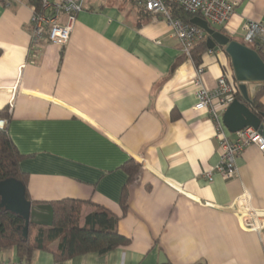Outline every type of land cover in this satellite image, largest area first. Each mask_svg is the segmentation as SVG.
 <instances>
[{
    "label": "crops",
    "instance_id": "crops-1",
    "mask_svg": "<svg viewBox=\"0 0 264 264\" xmlns=\"http://www.w3.org/2000/svg\"><path fill=\"white\" fill-rule=\"evenodd\" d=\"M234 1L231 20L213 28L244 43L241 26L264 21V0ZM118 2L85 6L66 45L32 46L31 0H0V109L10 107L29 200H82L81 225L102 207L129 239L62 264H264V155L247 147L235 178L217 171L220 141L210 115L195 109L193 55L162 16ZM200 66L207 88L222 75L238 88L223 47L206 50ZM132 159L140 168L130 178ZM243 197L261 232L230 208ZM0 258L21 261L16 247L0 249ZM32 263L57 260L42 250Z\"/></svg>",
    "mask_w": 264,
    "mask_h": 264
},
{
    "label": "built area",
    "instance_id": "built-area-1",
    "mask_svg": "<svg viewBox=\"0 0 264 264\" xmlns=\"http://www.w3.org/2000/svg\"><path fill=\"white\" fill-rule=\"evenodd\" d=\"M10 4L15 0H2ZM85 0H38L33 4L31 43L40 46L43 42L64 46L72 34L78 14L84 9ZM145 11L154 16H162L172 28L179 40L182 51L192 58L193 47L204 39V31L193 23H187L179 17H174L168 4L177 5L184 11L200 16L208 21L210 26H224L235 12L234 0H137ZM243 42L255 45L264 55V21L246 20L241 26ZM204 68L197 66V77L194 82L197 98L195 109L206 112L216 126L219 138L220 162L217 166L225 179L237 176L236 160L250 146H255L264 155V133L254 127H245L234 133L225 126L223 115L235 99L236 88L226 75L218 78L213 88H207L202 81ZM206 176L212 180V173ZM241 218L245 228L261 232L263 224L258 223L259 212L247 204L246 198H241L230 206ZM0 264H33L26 261H11L0 258ZM56 264H62L57 262Z\"/></svg>",
    "mask_w": 264,
    "mask_h": 264
},
{
    "label": "trees",
    "instance_id": "trees-1",
    "mask_svg": "<svg viewBox=\"0 0 264 264\" xmlns=\"http://www.w3.org/2000/svg\"><path fill=\"white\" fill-rule=\"evenodd\" d=\"M129 1L137 7L139 12H147L138 5L137 0ZM31 2L37 4L38 0H31ZM168 8L174 17H179L187 23H192V19L196 16L177 5L168 4ZM206 36L204 33V39L192 49L193 59L197 66L202 64V55L208 50ZM251 47L264 60L262 51L255 45H251ZM259 96L248 103L236 88L235 98L246 102L250 109L264 120V105L259 101ZM11 118L9 106L0 109V121L7 120L9 123ZM23 158L24 155L13 141L8 128L0 129V182L8 178H16L26 185L27 175L20 168ZM125 168L131 178L140 168V164L132 159L125 164ZM123 191L125 194L126 187ZM84 203L82 200L70 198L51 202L54 209L53 224L51 226L31 224L27 237H24L22 232L25 224L24 219L0 207V249L16 247L21 261L29 263H32V258L37 251H50L57 262L62 263L88 253L104 255L129 243V239L121 237L118 233L119 217L102 207H97L88 214L85 225H81ZM121 207L124 213L128 211L127 197L123 196Z\"/></svg>",
    "mask_w": 264,
    "mask_h": 264
},
{
    "label": "water",
    "instance_id": "water-1",
    "mask_svg": "<svg viewBox=\"0 0 264 264\" xmlns=\"http://www.w3.org/2000/svg\"><path fill=\"white\" fill-rule=\"evenodd\" d=\"M192 23L202 28L207 34L208 49L225 48L229 54L238 89L243 99L250 103L264 90V60L252 47L231 39L216 30L207 20L195 16ZM235 98L223 115L225 126L231 133H236L245 127H254L264 133V120L249 105ZM8 121H0V129H7ZM0 207L21 216L25 224L22 228L24 237L28 236L31 224L51 226L54 219V209L51 203L33 204L26 195L24 183L16 178H8L0 182Z\"/></svg>",
    "mask_w": 264,
    "mask_h": 264
},
{
    "label": "rangeland",
    "instance_id": "rangeland-1",
    "mask_svg": "<svg viewBox=\"0 0 264 264\" xmlns=\"http://www.w3.org/2000/svg\"><path fill=\"white\" fill-rule=\"evenodd\" d=\"M117 2L118 0H85L84 7L85 6L88 7L93 4H95L97 7H100L101 5H110L112 3H117Z\"/></svg>",
    "mask_w": 264,
    "mask_h": 264
}]
</instances>
